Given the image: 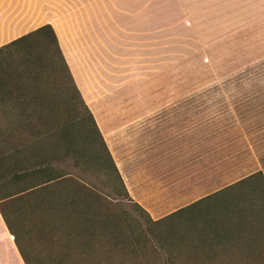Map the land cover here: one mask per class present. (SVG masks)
Instances as JSON below:
<instances>
[{"label":"rangeland","instance_id":"1","mask_svg":"<svg viewBox=\"0 0 264 264\" xmlns=\"http://www.w3.org/2000/svg\"><path fill=\"white\" fill-rule=\"evenodd\" d=\"M245 1L196 0L174 10L175 20L180 22L186 17L190 25L175 27L182 38L175 42L173 72L163 78L183 90L180 98L208 100L204 111L206 115L214 113L215 123L221 129L202 140H192L189 152L184 149L183 156L174 148L173 155L169 156L171 161L158 165L159 180L168 185L164 200L158 197L155 202L137 203L133 199H121L111 190L113 176L106 167L98 169V164L91 159L76 160L70 154L54 160L59 169L91 184L103 197L116 201L123 220L126 241L122 246L111 248L104 244L94 250L85 248L84 254L74 259L76 264H220L223 257L215 256L224 242L231 251L245 248L241 253L247 257L234 252L238 256L230 262L264 264V245L255 243L254 236L252 241L246 228L238 236L220 240L208 231L194 228L203 226L201 219L187 221L175 216L153 222L252 172L259 170L264 177V115H259L264 111V11L252 9L253 5ZM41 52L38 47L27 48L22 44H11L0 50V75L12 74L7 83L0 85V127L4 120L13 127L19 119L28 122L42 119L38 108L31 109L41 102L27 98L30 89L25 79L27 72L41 76L37 83L43 93H56L55 119L57 123L66 120L64 108L71 100L59 93L55 88L58 84L52 85L51 68L41 58ZM13 73H20L19 77L15 78ZM202 109L190 107L194 114ZM74 112L78 116L82 110L77 107ZM77 129L72 133L78 134L74 135V142L82 147V131ZM34 131L30 135L25 131L12 135L29 138L36 134ZM30 152L26 150L24 156L31 159ZM257 202L254 209L262 204ZM257 214L254 212L251 216ZM8 217L17 224L18 240L28 251L31 264H55V255L46 252L51 241L41 238L37 231L28 233L30 221L26 216L19 218L20 223L13 213L8 212ZM199 237H203L201 242Z\"/></svg>","mask_w":264,"mask_h":264},{"label":"crops","instance_id":"2","mask_svg":"<svg viewBox=\"0 0 264 264\" xmlns=\"http://www.w3.org/2000/svg\"><path fill=\"white\" fill-rule=\"evenodd\" d=\"M245 2L264 11V0ZM189 3L196 0H0V48L38 26L52 27L73 82L137 203L167 195L157 170L171 161L174 148L183 156L192 140L221 129L214 113L204 111L208 100L180 98L183 90L163 78L173 72L175 42L182 38L175 27L190 25L186 17L175 20L174 10ZM191 106L203 109L194 114ZM0 264H25L1 213Z\"/></svg>","mask_w":264,"mask_h":264},{"label":"trees","instance_id":"3","mask_svg":"<svg viewBox=\"0 0 264 264\" xmlns=\"http://www.w3.org/2000/svg\"><path fill=\"white\" fill-rule=\"evenodd\" d=\"M11 44L40 48L41 58L51 68L52 85L58 84L55 88L59 93L61 91L64 98L71 100L64 108L66 120L57 123L54 116L58 111L54 98L56 93H43L37 83L41 76L27 72L25 79L30 85L27 98L41 102L31 109L38 108L42 119L35 118L32 122L19 119L13 127L9 126L8 120L1 123L0 213L24 263L31 264L28 251L18 240L17 224L8 217V212L14 214L17 223H20L19 218L26 216L30 221L27 232L37 231L41 238L51 241L46 252L55 255V264H76L74 259L78 254H84L85 248L94 250L104 244L111 248L122 246L126 240L118 203L103 197L91 184L75 179L53 164L55 159L67 154L76 160L91 159L98 164V169L106 167L113 176L112 192L121 199L131 200L94 119L73 82L52 27L49 24L38 26L13 39L4 48ZM19 74L13 73L15 78ZM8 76L12 74L0 75V85L8 82ZM77 107L82 110L78 116L74 112ZM77 127L82 131V147H77L74 142L78 134L72 133L78 130ZM34 129L36 134L29 138L13 136L15 132L23 131L30 135ZM91 141L94 148H91ZM26 150L30 152L31 159L24 156ZM256 201L262 204L254 209ZM254 212L258 214L251 216ZM175 216L187 221L201 219L203 226L194 228L208 231L215 239L229 240V236H238L246 228L250 238L254 236L255 243L264 245V177L259 170L252 172L153 222L159 223ZM199 240L201 242L203 237ZM227 246L224 242L219 251L216 250L215 257H223L220 264H236L230 261L238 255L247 257L244 256L246 253H241L245 248L231 251ZM70 250L76 255H71ZM234 252L240 254L235 255Z\"/></svg>","mask_w":264,"mask_h":264}]
</instances>
